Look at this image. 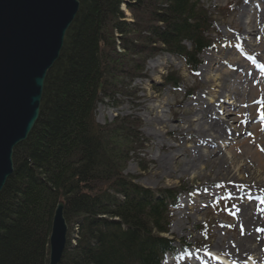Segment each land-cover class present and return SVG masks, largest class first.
I'll list each match as a JSON object with an SVG mask.
<instances>
[{
  "label": "trees",
  "instance_id": "trees-1",
  "mask_svg": "<svg viewBox=\"0 0 264 264\" xmlns=\"http://www.w3.org/2000/svg\"><path fill=\"white\" fill-rule=\"evenodd\" d=\"M78 3L46 74L38 118L14 148L0 191V264H48L60 200L68 231L59 264H162L173 249L162 235L173 195L156 197L122 172L126 142L140 140L137 121L99 124L94 109L101 97L120 93L124 79L140 77L145 59L159 51L195 70L212 46V14L202 0ZM164 81L180 87L174 73Z\"/></svg>",
  "mask_w": 264,
  "mask_h": 264
},
{
  "label": "rangeland",
  "instance_id": "rangeland-1",
  "mask_svg": "<svg viewBox=\"0 0 264 264\" xmlns=\"http://www.w3.org/2000/svg\"><path fill=\"white\" fill-rule=\"evenodd\" d=\"M202 4L212 14L214 33L196 69L159 51L145 59L140 77L123 80L115 89L120 93L101 97L94 112L99 124L121 117L138 123V144L126 142L124 175L156 197L179 193L169 230L162 234L175 240L165 264H199L213 254L237 264L244 259L238 255L243 245L257 243L264 228V219H257L245 229L255 203L243 190L264 195V0ZM168 73L180 78L178 89L165 83ZM248 257L249 264H257Z\"/></svg>",
  "mask_w": 264,
  "mask_h": 264
},
{
  "label": "water",
  "instance_id": "water-1",
  "mask_svg": "<svg viewBox=\"0 0 264 264\" xmlns=\"http://www.w3.org/2000/svg\"><path fill=\"white\" fill-rule=\"evenodd\" d=\"M78 0H0V191L13 171V150L34 126L44 80L58 59ZM58 201L48 237V264H59L67 241Z\"/></svg>",
  "mask_w": 264,
  "mask_h": 264
},
{
  "label": "bare ground",
  "instance_id": "bare-ground-1",
  "mask_svg": "<svg viewBox=\"0 0 264 264\" xmlns=\"http://www.w3.org/2000/svg\"><path fill=\"white\" fill-rule=\"evenodd\" d=\"M122 8L124 9V6ZM131 59H133V58H131ZM216 99L218 101L220 100V94H217ZM197 102L198 103L201 102V99H197ZM206 110L209 111L208 113L210 114V112L213 111V107L210 108L208 106V107L205 108V111ZM94 112H95V109H94ZM199 115L201 117L203 115V117H204L205 116L204 111H201L200 110L199 111ZM213 126L215 127L216 132H218V135H219L220 138L225 137L224 132L220 129V126L219 125H217L216 123L213 122ZM208 128H212L210 124L208 125ZM229 134H231V133H229ZM242 183H243V181L240 182L241 186H242ZM261 189L263 190L262 191L263 192L262 194H264V184L261 186ZM243 190H244V194L249 199L248 202L249 203H255V209L254 210H252L253 209L252 207H249V206H246L245 207V209H247V210H248V208H249V210H252V211H250V216H248V221L246 222L247 225H245V229H250V228H252V225L250 224V222H253V221L257 220V219H264V198L259 199V197L257 198V197L251 196L252 195L251 194V190H248V189H243ZM253 207H254V205H253ZM242 210H243V207H242ZM245 221L246 220L244 218L243 219V222H242V226L245 224ZM260 230H261L260 231L261 233L258 235V238L256 239L257 240V243L254 242L253 244H250V245H245V246L243 245V248L239 251V254H238L239 256H246L248 254H252L255 257V261H257V262H264V250H263V244H264V228H261ZM205 263H207V264H214V263H218V262L217 261H214L212 259L209 260L208 262L199 261V264H205Z\"/></svg>",
  "mask_w": 264,
  "mask_h": 264
},
{
  "label": "snow or ice",
  "instance_id": "snow-or-ice-1",
  "mask_svg": "<svg viewBox=\"0 0 264 264\" xmlns=\"http://www.w3.org/2000/svg\"><path fill=\"white\" fill-rule=\"evenodd\" d=\"M258 111H260V110L258 109ZM261 119H262V121H264V112H261ZM261 130L264 131V128H262Z\"/></svg>",
  "mask_w": 264,
  "mask_h": 264
}]
</instances>
